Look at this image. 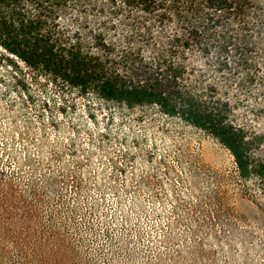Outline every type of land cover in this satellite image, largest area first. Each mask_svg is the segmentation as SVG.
<instances>
[{
	"label": "rangeland",
	"instance_id": "obj_1",
	"mask_svg": "<svg viewBox=\"0 0 264 264\" xmlns=\"http://www.w3.org/2000/svg\"><path fill=\"white\" fill-rule=\"evenodd\" d=\"M80 11L75 6L55 11L63 18L56 31L74 41L80 37L86 51L104 55L106 48L91 38ZM145 18L123 14L116 30L124 42L135 39ZM160 49L158 41L150 42V52ZM218 79L217 92L231 99L232 123L252 142L253 161H264L263 86H240L233 74ZM69 136L76 139L80 159L91 152L94 185L140 184L143 205L129 221L130 231L118 234L117 244L77 227L66 235L63 220L18 210L24 205L19 199L0 197V264H264V176L240 178L231 154L215 137L157 106L105 101L89 88L28 66L0 46V150L9 156L0 170L9 171L17 161L26 171L31 166L33 183H48L45 175L38 181L48 166L45 152ZM28 155L44 158L43 164L23 166ZM121 162L124 172L117 176L113 168ZM35 191L40 190L31 189L28 202L37 200L41 210L55 207L53 194L40 203ZM116 223L122 227V217ZM162 232L171 238L158 240ZM66 240L76 246H64Z\"/></svg>",
	"mask_w": 264,
	"mask_h": 264
},
{
	"label": "trees",
	"instance_id": "obj_2",
	"mask_svg": "<svg viewBox=\"0 0 264 264\" xmlns=\"http://www.w3.org/2000/svg\"><path fill=\"white\" fill-rule=\"evenodd\" d=\"M74 6L89 22L91 38L106 48L104 55H92L80 37L74 41L69 33L56 31L63 18L55 11ZM125 12L130 17L142 14L147 20L133 34L135 39L126 42L116 30ZM153 40L160 43L159 52H150ZM0 46L28 66L69 85L89 88L105 101L157 106L163 114L215 137L231 154L240 178L264 176V161H253L246 131L230 119L231 99L217 92L218 75L224 74L236 75L240 86L264 88V0H0ZM223 80L230 84L228 78ZM4 154L0 150V162L9 159ZM90 154L80 159L73 136L56 150L48 148V166L38 177L39 181L45 175L48 183H33L31 166L26 171L16 161L9 171L0 170V197L19 199L24 205L18 210L24 207V212H45L63 220L61 230L66 235L77 227L103 236L107 244H117L118 234L130 231L129 221L143 205L141 187L139 183L94 185L91 179L97 171ZM43 162L44 158L28 155L22 165ZM115 164L113 173L120 176L125 164ZM34 188L40 190L32 193L40 196V203L53 194L55 207L41 210L37 200L28 202ZM119 216L122 227L116 223ZM160 238H171V233L162 232ZM63 245L76 243L66 240Z\"/></svg>",
	"mask_w": 264,
	"mask_h": 264
}]
</instances>
